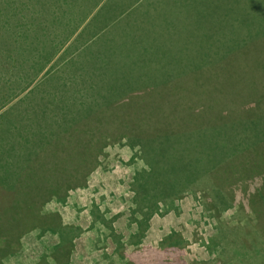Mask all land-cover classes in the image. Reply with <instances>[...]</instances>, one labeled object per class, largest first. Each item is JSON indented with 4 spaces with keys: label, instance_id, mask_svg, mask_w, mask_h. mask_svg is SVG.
Instances as JSON below:
<instances>
[{
    "label": "rangeland",
    "instance_id": "374dc122",
    "mask_svg": "<svg viewBox=\"0 0 264 264\" xmlns=\"http://www.w3.org/2000/svg\"><path fill=\"white\" fill-rule=\"evenodd\" d=\"M1 1L10 8L4 11H13L17 21L14 27L10 28L6 24V13L0 14V56L3 58L0 61V110L11 102L21 101L22 97L28 99L26 97L35 95L33 93H45L47 91L44 90L53 85L58 86L59 89L63 88L54 93L71 94L68 90H64V87L67 83L80 81L79 77L84 73L79 68L73 73L67 69L69 64L76 60L81 64L82 55L87 53L88 48H93L96 42L101 41L100 38L108 32L96 30L102 15L116 10L115 13L121 12L119 20L123 21L143 4L145 11H151L167 3L178 16H175L177 20L181 21L182 7L185 5L184 0H155V2L132 0L134 3L130 6L125 3L118 8L114 3L116 0H94L90 3V9L81 14L90 1ZM208 2L216 11L214 13L211 9L207 12L209 24L214 17L223 16V23L214 25L213 35L214 39L217 37L224 42L230 32V22L226 17L229 14L227 12L229 0ZM167 4L163 5L162 12L169 13L165 11ZM249 4V2L242 3V6L249 7ZM196 14L198 15L197 12L195 16ZM10 18L12 20L11 16ZM200 21L203 24L204 18L202 17ZM122 23L118 22L113 28H118ZM13 42L19 45L14 46ZM194 43L196 44V42L182 44L178 49L179 61L186 55L196 54L197 47ZM230 47L227 45V49L224 50L225 59L216 62L224 63V66L208 67L201 72V76L197 77L192 74L178 75L173 85L164 88V91L176 93L174 97L176 104L182 103L165 121V128L179 131L187 127H204L208 124L212 118L202 117L201 114L204 112L201 113L199 109L207 105L210 82L208 80L210 77L207 76L215 74L224 67L227 71L225 75L227 81L220 84V89L224 93H216L215 97L219 100L213 98V109L216 110H212L210 115H215L216 111H223L221 107L224 104L225 109L230 111L235 109L232 107L234 104H238V108L242 110L256 109L254 97L264 93V77L261 73V68H264V38L232 49ZM9 51L10 59L7 57ZM186 61L184 60L181 66L187 65ZM163 62H160V65L156 63V68L163 69L161 66ZM235 74L240 81L247 78L253 80L255 90L249 91L246 83L236 82L235 78L233 83H230L229 77ZM38 86L46 89L37 90ZM234 91L238 93L232 94L233 96L229 94ZM249 94L254 96L250 97ZM196 101H199L200 107L196 108ZM170 103L168 99L167 104ZM129 111L131 113L130 108L125 109L122 116H119L118 112L104 110L107 118L112 120L117 118L115 120L117 124H106L95 134L97 140L99 136L101 137V141L96 144L97 150L99 146L103 148L100 151L102 157L98 162H88L90 156L84 163L86 146L80 136L84 134L85 126L74 127L82 130L81 133L75 132L74 144L70 142L67 132L65 137L69 138L68 143L59 154L63 153L66 158L67 171L63 173L62 180L65 186L70 184L72 188L65 202L55 199L47 202L41 215L35 205L30 203L34 205L28 209L30 222L48 224L59 222L75 232L72 249L68 253L71 255V264H127L128 256L141 248H149L152 251L134 254L133 264H167V254L153 250L160 249L164 239L170 235L180 236L183 240L181 251L170 261V264H264V209L258 205L260 202L254 199L250 192L255 186L264 183V168L258 167L263 172L257 174L258 179L251 181L246 178L239 181L238 168L229 171L230 165L228 170L222 171L216 167L217 171L214 175L202 177L192 189L162 199L156 205L158 208L152 211L135 201L138 196L136 172L138 169L147 170L148 165L143 159L142 146H132L125 135L127 127L123 117L132 118L131 114L128 115ZM209 130L216 129L209 128ZM216 134L217 132L209 134V137ZM90 138L95 139L93 135H90ZM196 140L197 143L199 142L198 147L202 149L203 138ZM222 142L227 146L226 140ZM82 143L80 149L78 145ZM150 144L156 143L150 142ZM166 150L167 145L164 144L161 154L163 155ZM82 151L83 154L80 153ZM262 157L260 154H253L251 158H243L262 163L264 162ZM155 159L159 157H154L153 161ZM185 160L195 163L193 158ZM216 164L213 159L204 160L198 170L201 172L205 167H213ZM60 165L64 167L63 162ZM165 172V168L161 166V175L159 172L149 173L151 186L154 182H163ZM202 172L207 174L206 171ZM156 173L160 175L159 179L154 178L153 175ZM82 175L88 177L87 181ZM217 185H225L226 192L224 190L221 192L226 193L227 200L223 203L216 192ZM207 188L220 212L212 207L209 201L211 196L206 194ZM162 195L165 196V193ZM6 197L0 198V210L8 205L6 204L8 201L11 202L10 197L8 199ZM142 197L143 195L140 194V198ZM230 200L234 201L235 206H227L231 203ZM166 201L172 203V206H167ZM141 222L143 225L140 226ZM29 226V224L23 225L22 228L27 230ZM239 230L241 233L238 232ZM23 232V230L22 233L10 230L5 236L0 237L10 240L9 244H6L7 241H0V264H59V260L68 255L65 249L53 251V248L59 244L58 233L41 234L35 229L28 233ZM213 239L221 243L219 247L220 251L222 249L221 255L208 249Z\"/></svg>",
    "mask_w": 264,
    "mask_h": 264
},
{
    "label": "trees",
    "instance_id": "16d2710c",
    "mask_svg": "<svg viewBox=\"0 0 264 264\" xmlns=\"http://www.w3.org/2000/svg\"><path fill=\"white\" fill-rule=\"evenodd\" d=\"M88 1L90 2H87L81 14L90 9V3L94 0ZM208 1L184 0L185 5L182 7L184 17L180 16L183 19L181 21L177 20L176 17L178 16L167 3L163 5L167 4V10L165 11L169 13L162 12V4L151 11H145L143 4L130 16H126L123 21L119 20V13L121 12L115 13L116 10H112L107 15L101 16V21L99 26L96 25V30L97 32L99 30L108 32L100 38L101 41L96 42L93 48H88L87 53L82 55L80 58L82 60L81 64H79V60H76L70 63L67 69L73 73L79 68L84 74L79 77L80 81L67 83L64 87V90H68L71 93L69 126L63 128L61 131L58 126H55L54 132L57 133L54 137L55 139L52 141L54 150L51 152L54 163L51 166L48 165V171L43 170L39 172L40 177L32 186L23 181L20 184L22 194L17 190L18 194L10 195L9 193L13 190V187L7 184L8 182L0 180V198L7 196L6 198L10 197L9 200H11V202L8 201L6 203L8 204L7 206H3L0 210V237L5 236V233L10 230L20 231L21 233L23 230V233H28L35 229L41 234L55 232L59 234L60 240L59 244L53 248V251L58 252L65 249L67 250V254L70 253L75 232L72 229L69 230L59 222L56 224L30 222L28 209L35 205L37 212L41 215L44 210L43 207L47 202L53 199L60 202L66 201L68 192L72 187L70 184L69 186H65L62 180L64 177L63 173L67 171V168L65 167V157H61L59 148H66L69 138L72 144L75 143L76 133H81L82 130L74 127L78 125L80 127L85 126L84 134L80 136V139L84 142V146H86L84 149V163L87 162L90 156L91 159L88 160L90 163H94L99 159V153L103 148L99 146L97 150L96 144L101 141V137L99 136L97 140V135L95 137V134L101 131L102 127L106 124H117L115 122L117 118L114 120L107 118L104 110L111 111L112 113L118 112L119 116H122L121 114L125 109L130 108L131 110V113L129 111L128 115L131 114L132 118H128V120L123 117V121L126 122L127 127L125 135L132 146H142L143 159L148 165L147 170L138 169L136 172L138 196L135 201L152 211L158 208L156 205L162 199L192 189L202 177L214 175V172L217 171L216 167L222 171L228 170L230 165L229 171H234L238 168L237 176L239 177V181L246 178L251 179V181L258 179L257 174L263 173L262 169L258 167L264 168V162L262 161L261 163L258 160H250L253 161L250 162L243 157L251 158L253 154H260L261 157H264V93L261 95L255 94L254 101L257 107L254 110H242L238 108V104H234L232 107H235V109L230 111L225 109L224 104L221 107L223 111H216L215 115H210L212 110H216L213 109L214 104H212V101L215 98L212 96V93L215 95L216 93H224L220 89V84L227 81L225 67L215 74L207 76L210 77L208 78L210 82L208 84L207 105L199 109L201 113L204 112L201 114L202 117L210 116L212 118L208 124L204 127H187L179 131L164 127V123L168 117L175 113L177 104L173 98L176 94L175 92L166 90L163 93V91L165 87L174 84V79L178 75L191 76L192 74L196 75V77L201 76V72L208 67L224 66V63L216 62L225 59L224 50L227 49V45H230V49H232L264 38V0H229V9L227 11L229 14L226 17L230 22V32L227 40L224 42L217 37L214 39L213 35L215 32L214 25L223 23V16L214 17L212 23L209 24L207 12L211 9L214 11V7ZM248 2L250 3L249 7L242 6V3L247 4ZM114 3L120 8L125 3H128L130 6L134 2L132 0H116ZM6 9L10 8L6 7L0 0V14L6 13L5 17L7 19L5 20L7 26L10 28L14 27L17 21L14 18L15 13L13 11L5 12L4 10ZM195 12L198 15L196 14L195 16ZM9 15L12 17V20ZM202 17L204 18L203 24L200 21ZM118 22L123 23L118 28H113V26L118 25ZM193 42H196V44L194 43L197 47L196 54L186 55L179 61L177 58L178 49L181 48L183 43L187 45ZM18 45L15 42L14 46ZM10 51L7 54L9 59ZM2 59L0 56V61ZM161 59L164 61L161 64L163 69H157L156 63L160 65ZM184 60H187V65L181 66ZM5 65L8 66L6 63ZM261 70L264 77V68H261ZM233 78L236 79V82L240 81L235 74L229 77L230 83H233ZM252 81L250 78H247L245 80L241 79L240 82L242 84L246 83L247 89L253 92L255 90V82ZM43 89L46 88L37 87V90ZM47 90L54 93L63 90V88L59 89L58 86L53 85ZM162 93L166 97L162 96ZM237 93L238 91H234L229 94L236 95ZM161 96L164 98L162 102L158 99ZM170 96L172 98H168ZM249 96L253 97L254 95L249 94ZM168 99L170 101L173 100L171 104L174 107L164 103ZM216 100H219L218 97H216ZM78 101L81 103L85 102L84 110L80 111L74 107ZM159 104H161L160 107L157 106ZM195 105L196 108L200 107L198 106L199 101H196ZM113 107L115 108L111 109ZM209 128L216 130H209ZM67 132H69V138L65 137ZM215 132H217L215 136L209 137V134ZM198 134L203 137H200ZM90 135H93L95 139L90 138ZM61 137L63 138L61 139ZM198 138H203L201 140L202 149L198 147L199 142L197 143L196 140ZM222 140H226L227 146L223 145ZM150 142L156 144H150ZM164 144L167 145V150L162 155L161 152ZM82 146L83 143L78 145L80 149ZM80 153L83 154V151ZM154 157H159V159L153 161ZM186 158H193L195 163L185 160ZM208 159L215 160L217 164L213 167H205L206 170L202 169L199 172V165ZM62 162L64 167L60 165ZM161 166L166 171L163 175V182H154L153 186H151L149 173H160ZM245 170L246 175L243 176ZM202 171H206L207 174ZM160 175L156 173L153 176L155 179H159ZM263 186L264 183L257 185L250 192L254 196V199L260 202L258 205L264 209ZM224 187L225 185H217L215 187L217 194L221 197L222 203L227 200ZM221 190L225 192H221ZM207 191L206 194L211 196L208 188ZM164 193L165 196L162 195ZM140 194L143 195L142 198H140ZM209 201L212 207L220 212L212 196ZM230 202L227 206H235L234 201L230 200ZM166 205L172 206V203L169 204L166 201ZM27 224L30 225L27 230L22 228L23 225ZM141 225H143L142 222L140 223ZM111 232L114 234L113 231ZM0 241L4 242L7 239L0 238ZM9 243L10 240L6 242V244ZM182 244L183 240L180 236L172 237L170 235L164 239L161 248L153 250V252L160 251L166 253V263L170 264V261L181 251ZM219 247H221V243L214 239L208 245V249L211 252H218L220 254L222 249L220 251ZM148 250L152 251L149 248L136 250L132 255L128 256L127 264H133L132 258L134 254ZM70 260L71 255L68 254L59 260V264H71Z\"/></svg>",
    "mask_w": 264,
    "mask_h": 264
},
{
    "label": "crops",
    "instance_id": "0c3cea01",
    "mask_svg": "<svg viewBox=\"0 0 264 264\" xmlns=\"http://www.w3.org/2000/svg\"><path fill=\"white\" fill-rule=\"evenodd\" d=\"M44 91L47 92L33 93L35 95L27 96L28 99L22 97L21 99L25 100L11 102L0 110V180L13 187L9 194H18L17 190L22 194L20 184L23 181L32 186L40 177V171H48V165L54 163L51 152L54 150L52 141L57 133L54 132L55 126H58L60 131L69 126L71 94ZM162 96L157 97L161 102L164 99ZM212 96L216 98L214 93ZM164 103H167V100ZM181 105L182 103L176 106L178 108ZM169 106L174 107L171 103ZM74 107L80 111L84 110L85 102L78 101ZM61 149L63 147L59 148L60 151ZM62 156L65 157L63 153ZM101 157L99 153V159L95 162ZM82 178L88 177L82 175Z\"/></svg>",
    "mask_w": 264,
    "mask_h": 264
}]
</instances>
